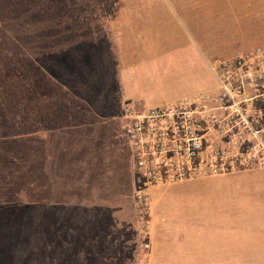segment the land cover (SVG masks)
<instances>
[{"label":"rangeland","instance_id":"1","mask_svg":"<svg viewBox=\"0 0 264 264\" xmlns=\"http://www.w3.org/2000/svg\"><path fill=\"white\" fill-rule=\"evenodd\" d=\"M3 1L22 23L0 65L19 76L0 80V264H264V170L144 199L120 119L264 46V0Z\"/></svg>","mask_w":264,"mask_h":264},{"label":"built area","instance_id":"2","mask_svg":"<svg viewBox=\"0 0 264 264\" xmlns=\"http://www.w3.org/2000/svg\"><path fill=\"white\" fill-rule=\"evenodd\" d=\"M214 84L164 104L124 101L122 135L133 192L264 170V46L217 56Z\"/></svg>","mask_w":264,"mask_h":264},{"label":"trees","instance_id":"3","mask_svg":"<svg viewBox=\"0 0 264 264\" xmlns=\"http://www.w3.org/2000/svg\"><path fill=\"white\" fill-rule=\"evenodd\" d=\"M33 6V5H32ZM10 4L7 3L6 1L0 0V38L2 42H0V65L2 61L10 62L11 58L7 56L4 50H6V42L5 40H8V37L4 35L5 33H8L12 37H16V35L19 34V29L21 28V23L22 21L20 20L19 16H11V11L10 9ZM3 63V62H2ZM5 75L7 76V83L5 84L6 86H13L17 85L18 83H12L13 80L14 82H17V79L19 76L13 75V71L8 70L5 66H0V80H2ZM1 87H4V84L2 82L0 83ZM14 95H17L16 91H12Z\"/></svg>","mask_w":264,"mask_h":264},{"label":"crops","instance_id":"4","mask_svg":"<svg viewBox=\"0 0 264 264\" xmlns=\"http://www.w3.org/2000/svg\"><path fill=\"white\" fill-rule=\"evenodd\" d=\"M205 59V64H206V67L208 68V63H209V61H211V59L212 58H214L213 56L212 57H204ZM208 71H209V68H208ZM210 72V71H209ZM197 91H200V90H195V91H193V92H191V93H188V94H186V95H189V94H192V93H195V92H197ZM196 180V179H195ZM190 181H194V180H190Z\"/></svg>","mask_w":264,"mask_h":264}]
</instances>
